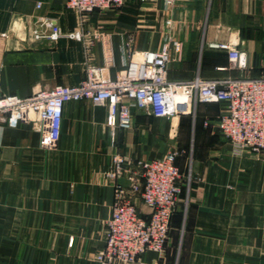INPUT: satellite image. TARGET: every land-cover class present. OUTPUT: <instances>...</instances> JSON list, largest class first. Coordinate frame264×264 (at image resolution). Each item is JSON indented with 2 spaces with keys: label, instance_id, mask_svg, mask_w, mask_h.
Here are the masks:
<instances>
[{
  "label": "crops",
  "instance_id": "obj_1",
  "mask_svg": "<svg viewBox=\"0 0 264 264\" xmlns=\"http://www.w3.org/2000/svg\"><path fill=\"white\" fill-rule=\"evenodd\" d=\"M67 1L0 0L1 93L29 97L78 84L85 63L102 66L108 53L106 75L115 79L134 51L166 44L170 80L237 76L227 55L210 46L231 36L246 54L248 75L264 74V0H174L167 15L165 0H125L120 9L91 14L84 29L90 49L68 38L25 42L40 17L65 32L76 29ZM226 106L199 103L194 115L171 119L136 110L132 128L122 129L107 126L106 106L69 102L53 150L42 146L35 122L0 123V264H99L114 200L106 177L114 155L147 161L172 149L180 151L176 211L183 230H171L163 254L148 251L137 264H264V152L239 153L223 136L216 123ZM138 207L149 213L141 201Z\"/></svg>",
  "mask_w": 264,
  "mask_h": 264
},
{
  "label": "built area",
  "instance_id": "obj_2",
  "mask_svg": "<svg viewBox=\"0 0 264 264\" xmlns=\"http://www.w3.org/2000/svg\"><path fill=\"white\" fill-rule=\"evenodd\" d=\"M124 4L125 0H68L67 8L76 16V29L65 32L55 19L40 17L29 29L25 42L55 44L68 38L90 49L93 39L84 29L91 14L120 9ZM166 4L172 7L174 0H166ZM167 24L170 26L172 21ZM210 46L226 54L230 70L239 75L206 79L198 74L192 80H170L172 51L166 44L158 51H134L126 68L111 79L106 75L113 64L108 53L102 66L89 60L85 63V76L78 84L40 89L29 97L0 92V123L16 127L21 121L35 122L42 146L53 150L60 141L64 107L69 102L88 100L106 106L107 126L122 129L132 128L136 110L155 118L171 119L194 115L199 103H226L216 123L219 131L239 153L261 154L264 74L248 75L246 54L236 37ZM179 156L177 149L147 161L114 155L113 165L106 172L114 189V200L103 248L95 255L99 264H137L148 251L164 253L182 194ZM139 201L149 209L148 214L140 212Z\"/></svg>",
  "mask_w": 264,
  "mask_h": 264
},
{
  "label": "rangeland",
  "instance_id": "obj_3",
  "mask_svg": "<svg viewBox=\"0 0 264 264\" xmlns=\"http://www.w3.org/2000/svg\"><path fill=\"white\" fill-rule=\"evenodd\" d=\"M144 1H149V0H144ZM163 4H164V0H163ZM171 10H172V7L168 8V6H167V4L165 2L164 8H163V11L165 12V14L167 15V13H169ZM167 21H168V18H166V22ZM172 150H175V149H172ZM174 229L177 230V232H176L177 235L180 232H182V230H183L182 229V211L181 210H178L175 213V216H174V219H173V222H172V231Z\"/></svg>",
  "mask_w": 264,
  "mask_h": 264
},
{
  "label": "trees",
  "instance_id": "obj_4",
  "mask_svg": "<svg viewBox=\"0 0 264 264\" xmlns=\"http://www.w3.org/2000/svg\"><path fill=\"white\" fill-rule=\"evenodd\" d=\"M173 222V221H172Z\"/></svg>",
  "mask_w": 264,
  "mask_h": 264
}]
</instances>
